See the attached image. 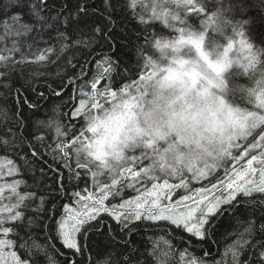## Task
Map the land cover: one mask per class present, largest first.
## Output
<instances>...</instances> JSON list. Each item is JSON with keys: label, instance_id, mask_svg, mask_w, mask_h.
<instances>
[{"label": "snow or ice", "instance_id": "obj_1", "mask_svg": "<svg viewBox=\"0 0 264 264\" xmlns=\"http://www.w3.org/2000/svg\"><path fill=\"white\" fill-rule=\"evenodd\" d=\"M208 12L199 0H0V264H163L158 235L167 264H264V114L236 117L221 153L182 172H153L150 143L117 168L75 147L91 144L87 112L124 98L132 114L153 75L118 50L147 52L157 22L196 46ZM236 14L225 52L264 45ZM50 103L57 117L34 120Z\"/></svg>", "mask_w": 264, "mask_h": 264}, {"label": "clouds", "instance_id": "obj_2", "mask_svg": "<svg viewBox=\"0 0 264 264\" xmlns=\"http://www.w3.org/2000/svg\"><path fill=\"white\" fill-rule=\"evenodd\" d=\"M199 3L212 19L191 30L196 46L178 43L179 36L161 35L147 52H136V59L153 73L140 84L137 106L129 114L124 98H117L87 112L91 144L75 146L82 155L92 153L103 167L117 168L127 163L129 153L150 143L153 172L187 171L219 155L228 139L239 134L236 117L249 111L264 114V45L225 52L228 28L241 19L236 12L243 14L244 0ZM218 10L222 14L216 17ZM249 56L256 60L251 66Z\"/></svg>", "mask_w": 264, "mask_h": 264}, {"label": "trees", "instance_id": "obj_3", "mask_svg": "<svg viewBox=\"0 0 264 264\" xmlns=\"http://www.w3.org/2000/svg\"><path fill=\"white\" fill-rule=\"evenodd\" d=\"M243 9V14L245 17L250 16L253 19V23L251 25L252 31L254 34L257 36V38L264 36V0H253L252 4H247L244 3L242 6ZM203 16V13L200 14ZM197 23H199V19H197ZM150 31H155L159 35H168L170 30L167 29L162 23L157 22L156 26L154 29H151ZM230 34V33H229ZM239 38L237 37V40ZM142 43V41H141ZM107 50V49H106ZM117 55H121L124 58V61L129 63L130 66H135L136 64V57H135V51H128L127 49H119L117 52ZM115 59V57H113ZM89 75L87 77V87L85 88L86 91H90V82L92 81L93 77L97 75L101 70L97 69L95 65H91L88 69ZM84 83V81H82ZM107 81L106 79H102L100 83L98 84V89L101 88L102 85L106 84ZM55 86V85H54ZM72 91L71 88L68 89V92L70 93ZM66 98V97H65ZM54 100L56 98H53ZM56 103H59V100L56 101ZM55 104H49L45 106L44 108L41 109V113L38 117L34 118L35 119H44V120H49L57 117V114L52 111V109L55 107ZM67 109H63V111H66ZM64 123H67V119L63 121ZM51 143L54 145L56 142V136L54 129L51 130ZM45 143L48 144L49 141L45 140ZM48 151H52V149H48ZM222 174V173H221ZM88 186L91 187V180L89 179L88 181ZM199 186V185H196ZM83 187V185H82ZM132 195H135V193H132ZM179 195V190L177 193V197ZM177 197H174L177 198ZM125 198H130V197H125ZM156 239L159 240L160 245H161V260L163 264H167V261L171 259V255L169 254L168 256H165L164 253L167 251V245L164 243L165 240H167L166 236L163 235H158ZM175 244L177 247H179V241H175ZM197 254H200L199 250H197ZM177 260H179L178 255L175 257Z\"/></svg>", "mask_w": 264, "mask_h": 264}]
</instances>
